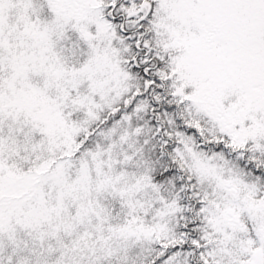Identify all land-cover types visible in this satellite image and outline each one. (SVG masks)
<instances>
[{"label": "snow or ice", "instance_id": "6c2138e0", "mask_svg": "<svg viewBox=\"0 0 264 264\" xmlns=\"http://www.w3.org/2000/svg\"><path fill=\"white\" fill-rule=\"evenodd\" d=\"M0 264H264V0H0Z\"/></svg>", "mask_w": 264, "mask_h": 264}]
</instances>
